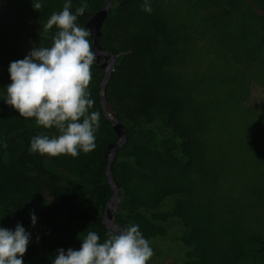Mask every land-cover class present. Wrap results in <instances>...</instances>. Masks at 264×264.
<instances>
[{
  "label": "trees",
  "instance_id": "obj_1",
  "mask_svg": "<svg viewBox=\"0 0 264 264\" xmlns=\"http://www.w3.org/2000/svg\"><path fill=\"white\" fill-rule=\"evenodd\" d=\"M3 2L11 10L0 15V67L8 78L0 87V99L11 83L10 63L28 54L18 50L21 39H33L36 47H50L56 28L45 32L43 25L52 13L63 9L65 0ZM37 3L41 7L37 8ZM143 3L114 0L100 39L105 51L118 56L106 99L128 133V144L118 153L113 169L121 193L115 221L122 228L139 225L152 249L174 258L176 264H211L209 258H237L234 264H264V233L239 237L234 231L228 236L224 218V224L217 223L212 235L200 223L202 213H195L191 206L184 208L193 193L189 185L185 186L189 173L181 177L190 172L201 149L214 146L228 163L239 157L235 148L247 149V142L264 140V100L258 113L241 106L238 100L252 82L264 88V49L259 77L256 72H247L252 65L246 71L240 64L215 58L221 74L231 77L235 85L228 105L217 108L211 95L178 81L181 68L177 65L185 60L170 63L155 56L163 52L165 20L156 6H151V13L143 11ZM82 4H86V11L77 22L86 27L104 8L105 1L71 0L70 10L75 13ZM199 6L210 18L239 19L264 27V0H200ZM89 39L92 42V36ZM205 55L200 52V59ZM91 73L88 87L94 105L90 112H100V126L95 133L96 148L87 154L80 152L76 158L30 153L32 137H53L58 132L38 126L34 118H22L13 108L7 110L0 101V106L6 107L5 111L0 108V226L14 230L20 223L31 233L22 258L25 264H52L58 249L78 250L80 239L88 231L96 232L100 242L113 232L103 224L113 196L106 177V153L118 135L102 111L100 91L105 74L96 60ZM30 213L37 217L34 227Z\"/></svg>",
  "mask_w": 264,
  "mask_h": 264
},
{
  "label": "rangeland",
  "instance_id": "obj_2",
  "mask_svg": "<svg viewBox=\"0 0 264 264\" xmlns=\"http://www.w3.org/2000/svg\"><path fill=\"white\" fill-rule=\"evenodd\" d=\"M199 3L200 0H150L151 6L162 12L166 25L163 52H156L155 56L166 62L185 60L177 65L181 68L178 81L208 97L211 95L215 107L225 108L235 85L231 77L221 74L214 60L219 58L227 64H240L239 67L246 71L252 65L247 72L262 76L259 60L264 49V27L239 19L210 18L202 14ZM10 10V6L6 4L5 7L0 0V15ZM18 45L22 53L24 50L29 53L36 47L33 39H21ZM199 51L206 54L205 60L200 59ZM6 76L0 67V87L7 83ZM238 100L241 106L258 113L264 100V88L252 82ZM6 106L7 110L12 108ZM0 108L6 110L5 106ZM247 144L250 146L247 149L235 148L239 157L228 163L219 149H216L219 154L216 153L214 146L201 149L190 172L181 174L185 178L189 173L185 186L189 185L193 193L184 208L191 206L195 213H202L200 223L210 229L212 235L217 223L224 224V218L228 236L234 231L239 237L264 233V140ZM223 169H232V172L223 173ZM236 259L209 258L211 264H234ZM176 263L174 258L164 257L157 249H153L148 261V264Z\"/></svg>",
  "mask_w": 264,
  "mask_h": 264
},
{
  "label": "clouds",
  "instance_id": "obj_3",
  "mask_svg": "<svg viewBox=\"0 0 264 264\" xmlns=\"http://www.w3.org/2000/svg\"><path fill=\"white\" fill-rule=\"evenodd\" d=\"M70 9L71 0H65L63 9L52 13L43 25L45 32L56 28L50 47H33L24 59L8 67L11 83L4 88L0 101L22 118H34L38 126L58 132L53 137H32L29 152L33 154L76 158L80 152L87 154L96 148L100 112H90L94 101L88 87L96 53L89 39L91 30L77 22L86 4L75 13ZM142 10L151 13L150 0H144ZM29 215L34 227L37 217ZM30 240L31 233L20 223L14 230L0 226V264H25L22 258ZM80 240L78 250L58 249L52 264H148L153 256L150 242L136 224L110 232L103 242L94 231Z\"/></svg>",
  "mask_w": 264,
  "mask_h": 264
},
{
  "label": "water",
  "instance_id": "obj_4",
  "mask_svg": "<svg viewBox=\"0 0 264 264\" xmlns=\"http://www.w3.org/2000/svg\"><path fill=\"white\" fill-rule=\"evenodd\" d=\"M104 1V8L92 16V18L87 22L86 28L90 29L92 33V47L96 53V64L105 74L100 91L102 111L105 118L113 124L114 130L118 135V140L108 146L106 153L108 159L106 177L110 187L113 190V196L107 205L103 220V224L107 229L113 232H118L123 228L115 221L114 212L118 211L119 209L121 193L120 188L114 179L113 169L118 153L128 144V133L122 122L109 109L106 99V89L116 70L118 56L112 52L105 51L100 45L103 26L114 5V0Z\"/></svg>",
  "mask_w": 264,
  "mask_h": 264
}]
</instances>
